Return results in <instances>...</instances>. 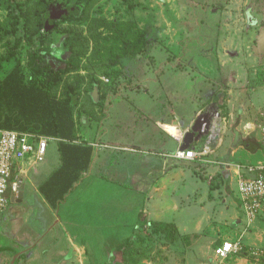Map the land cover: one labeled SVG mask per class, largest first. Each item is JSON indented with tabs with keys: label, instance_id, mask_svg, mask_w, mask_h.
<instances>
[{
	"label": "rangeland",
	"instance_id": "374dc122",
	"mask_svg": "<svg viewBox=\"0 0 264 264\" xmlns=\"http://www.w3.org/2000/svg\"><path fill=\"white\" fill-rule=\"evenodd\" d=\"M6 3L16 13L17 26H2L10 21L2 7ZM45 10L42 0H0V81L17 62L28 78L29 55H45L59 77L52 95L65 98L69 89L77 95L73 118L79 139L97 141L95 150L119 149L110 150L108 164L96 175L88 171L56 210L37 195L32 197L26 184L28 199L14 204L19 209L13 229L4 220L6 211L2 216L1 238L9 237V229L16 236L11 241L27 235L36 241L44 236L32 228L36 224L49 232V242L70 237L83 243L91 258L88 264H225L216 249L227 240H238L237 229L246 233L248 242L254 241L243 210L226 209L221 169L203 173L208 177L194 183L191 191L189 185L201 169L192 161L159 157L163 162L152 164L150 181L141 178L132 189L136 177L128 167L135 159L153 161L148 154H173L175 146L168 142L182 141L193 124L187 125V119L194 116L195 121L208 111L215 94L217 103L225 106L218 128H226V83L235 75L245 100L255 95L264 100V0H92L80 20L57 23L58 40L68 36L71 49L65 67L47 55L60 57L64 48L41 37ZM149 24L151 46L133 54L127 42L134 43ZM94 86L99 87L98 103L91 98ZM247 113L253 115V107ZM131 116L137 119H127ZM151 117L159 119L156 125L164 142L153 139ZM144 128L143 134L133 135ZM48 146L44 160L32 163V176L57 155L56 142ZM132 147L142 155L125 151ZM140 169L142 176L146 166ZM236 219L243 222L237 226ZM250 246L259 249L258 255L235 264H264V242Z\"/></svg>",
	"mask_w": 264,
	"mask_h": 264
},
{
	"label": "crops",
	"instance_id": "0c3cea01",
	"mask_svg": "<svg viewBox=\"0 0 264 264\" xmlns=\"http://www.w3.org/2000/svg\"><path fill=\"white\" fill-rule=\"evenodd\" d=\"M258 97V101L260 103H256L253 100H255ZM199 101V99H197ZM177 102V101H176ZM196 103V100L194 98V102ZM214 102L212 101L211 104ZM264 106V100H261V98L257 95L252 97V101L245 100L243 97V91L237 87V75H235L232 79H228L226 83V112L228 113V116L230 118V122L227 125L226 128H218V118L219 114L222 113L223 109H225V106L223 108L217 109V116L214 120V132L215 134H218L219 136V143L217 148L214 151L209 152L205 157L201 159L193 160L192 163L200 165L201 169L199 170L200 174L197 177L196 180L192 181L193 184L188 183L189 189L192 191V188L194 187V183H201L202 180L205 179V177H208V175L203 173H206V171H218L221 169L222 175L226 177V209H229L227 211L235 209L242 211L245 214V217L247 219L246 213L243 209L240 195H239V176L243 174L241 171H239L238 166H242L245 164H256L257 162L261 161L263 158V150L261 147V138L258 133V131L255 130V126L257 124L258 118L260 116V113L258 112V109L263 108ZM251 107H253V115L246 114V111H250ZM177 108V107H176ZM198 110L197 107L192 111V114L194 115L195 111ZM176 117L178 110L175 109ZM197 113H200V111H197ZM129 114V113H127ZM167 115V113H166ZM258 115V116H257ZM166 117V116H164ZM163 117V119H165ZM175 117V118H176ZM134 118V116H131L127 119ZM153 118V117H151ZM194 118V116L192 117ZM192 118H188L187 122L191 121L190 123H187V125H191L194 121ZM239 118V122L237 125H235L236 119ZM153 127L155 126L156 132L153 134V139L157 140L158 142H164L166 140L165 136L161 133V130L158 128L159 124L157 119L154 117ZM152 119V120H153ZM234 119V120H233ZM176 123V122H175ZM186 125V126H187ZM236 127V132H234V135L232 133V128ZM148 128V127H147ZM144 128L141 130H135L133 131V135H140L143 134L144 131L147 129ZM221 130V131H220ZM226 131V132H225ZM224 133H226V137H223ZM240 133H243V137ZM253 133H257V136ZM98 133L95 135L96 138H98ZM115 136L113 133L112 138ZM79 137V136H78ZM104 137V135H102ZM259 142H258V138ZM139 138V137H138ZM170 140L172 138H169ZM176 139V138H173ZM251 140V141H248ZM84 140V139H83ZM95 140V139H93ZM180 141V140H179ZM174 140V142L170 144H174L175 148L171 149V151H176L179 149V146L181 142ZM179 142V144H178ZM166 143V142H165ZM93 146V157L92 162L90 166V171H92L91 175H96V172L101 169L102 165H107L109 161V157L112 155L110 150L112 149H119V147L113 146L112 148L105 149L103 151L101 150H95V148H99L96 143H91ZM104 147V146H103ZM195 149H200L198 145H196ZM127 152H132L137 155H142L140 152L142 150H139L137 147H132L130 149H125ZM173 152V153H174ZM49 153V146L46 150V155ZM57 155L52 159L49 160L46 165H44L42 168L37 170L35 173L30 174V170L33 169L34 166H36L38 163L42 162L45 158L40 161L34 163V166L30 164V168H26L25 176H22L21 181V188L23 189V198L21 203H16L17 205H23V200L28 199V194L25 190L26 184L29 186V192L32 197L36 196L40 199H43L42 196L38 192V187L46 180V178L59 166V154L56 150ZM164 152L156 153V154H148L151 155L154 160L146 161L145 160H139L135 159L132 163H129L128 167V173L131 175H134L135 182L131 184V189L133 185L136 183L137 180L143 179L150 181V173H151V166L152 164H156L157 166L161 164L163 161L162 156ZM166 154V153H165ZM160 157V158H159ZM165 160V159H164ZM160 161V162H157ZM166 161V160H165ZM164 161V162H165ZM51 165H54L55 168L52 169L49 172H46L47 169ZM141 166H146V169H143V175L140 176V168ZM198 171V170H197ZM189 170L187 171V173ZM185 173V172H182ZM89 174V173H88ZM87 175V174H85ZM84 175V176H85ZM102 176H100L101 178ZM140 177V178H138ZM84 179V178H83ZM188 189V188H187ZM233 195L236 199V201L233 198ZM27 197V198H26ZM30 201H28L29 203ZM45 202V201H44ZM15 203L10 202L9 203V209L6 210V215L4 217L5 222H7L10 227L13 229V223L17 222V212L18 207L14 205ZM49 207V206H48ZM263 210H264V204H263ZM50 208V207H49ZM51 209V208H50ZM7 220V221H6ZM248 221V220H247ZM47 222V221H46ZM243 222V220L236 219L235 223L236 225H240ZM249 222V223H248ZM248 227L250 230H252V234L255 235V240L252 242H248V237H246V233L240 230H236L234 233L238 236V240H235L233 242H240L242 245H244V252L249 251L250 249H254V247L251 248L250 244L253 245L255 242L259 243L261 245V242H264V213L261 216H258L254 218L251 221H248ZM254 226H257L255 229ZM33 229L38 228V232L42 235H44L41 239L34 240L31 235H27V237L24 240L21 239H14L15 241H11V238H16L15 231L9 232V237H5L4 240L1 238L0 234V264H11V262L14 260V264H88L90 262V256L88 255V249L83 246V243H78L70 237H67L66 240L59 241V238L53 237L51 238L50 242L46 240L49 232L44 231L43 227H38L36 224L32 225ZM39 228H42V231H39ZM48 229V228H47ZM52 229V228H51ZM50 229V230H51ZM49 230V231H50ZM1 232H2V226H1ZM6 234V233H5ZM64 241V242H62ZM230 241V240H227ZM49 247H54L52 249H49ZM258 249V248H257ZM262 249V248H260ZM264 250V249H263ZM246 255V256H243ZM249 254L244 253L242 255H228L225 258H222V261H225V264H235L238 262V260H245V257H252L248 256ZM95 260V259H94Z\"/></svg>",
	"mask_w": 264,
	"mask_h": 264
},
{
	"label": "trees",
	"instance_id": "16d2710c",
	"mask_svg": "<svg viewBox=\"0 0 264 264\" xmlns=\"http://www.w3.org/2000/svg\"><path fill=\"white\" fill-rule=\"evenodd\" d=\"M42 1L46 6L45 12L58 4L63 9H69L68 15L58 20L60 21L80 20L92 0H56L54 3L51 0ZM2 7L7 10L10 19L2 26H17L16 13L9 9V3ZM58 21L54 24L41 22L39 31L43 29L41 37L45 41H50L51 46L64 48L60 57L48 52L47 55L65 67L69 64L67 59L69 54L71 55V49L67 46L68 36L61 42L62 44L58 40ZM30 35L27 33L26 38ZM151 36L153 29L149 24L137 35L134 43L127 42V47H130L134 54L142 46H151ZM27 69L28 78L21 64L17 62L0 81V129L42 135L56 142L59 166L38 187V192L45 203L52 210H56L88 173L93 157V146L87 141H81L77 136V126L73 118V108L77 105L76 93L69 89L66 97L62 99L52 95L53 89L59 84V77L46 60V56L30 54ZM95 87L98 88L99 94V87ZM217 96V94L213 96V102L216 104ZM218 107L223 108L221 104H218ZM238 122L239 118L236 119L235 125Z\"/></svg>",
	"mask_w": 264,
	"mask_h": 264
},
{
	"label": "built area",
	"instance_id": "2783aa9c",
	"mask_svg": "<svg viewBox=\"0 0 264 264\" xmlns=\"http://www.w3.org/2000/svg\"><path fill=\"white\" fill-rule=\"evenodd\" d=\"M255 130L261 138L263 158L256 164L238 166L239 171L243 173L239 176V195L248 221L264 213V111L260 113ZM50 140L33 133L0 129V234L2 216L11 199L16 198L19 193L24 170L44 158ZM208 153V148L203 146L197 151L177 149L173 154H164L162 157L193 161L205 157ZM244 249L240 242L225 241L216 249V255L225 258L230 254L259 253V249H250L248 252H244Z\"/></svg>",
	"mask_w": 264,
	"mask_h": 264
},
{
	"label": "water",
	"instance_id": "95a60500",
	"mask_svg": "<svg viewBox=\"0 0 264 264\" xmlns=\"http://www.w3.org/2000/svg\"><path fill=\"white\" fill-rule=\"evenodd\" d=\"M69 9H63L61 5H56L55 7L50 8L43 15V23L54 24L55 21H58L63 16H67ZM91 97L94 102H99L98 88L95 87L91 93ZM218 104H211V108L199 114L195 121L193 122L190 129L184 134L179 147L180 151H187L189 149L194 150L196 145L199 147L208 148L209 152L214 151L219 143V136L214 132V120L217 116ZM214 110L215 117L212 114ZM23 189L20 187L19 193L16 198H12V203H21L23 198ZM14 264V260L11 262Z\"/></svg>",
	"mask_w": 264,
	"mask_h": 264
},
{
	"label": "clouds",
	"instance_id": "9594fccd",
	"mask_svg": "<svg viewBox=\"0 0 264 264\" xmlns=\"http://www.w3.org/2000/svg\"><path fill=\"white\" fill-rule=\"evenodd\" d=\"M180 145H181V144H180ZM179 147H180V146H179ZM201 148H202V147H200V149H201ZM200 149H198V150H200ZM189 150H191V149H189ZM195 150L197 151V149H194V151H195ZM169 155H170V154H169ZM20 187H21V186H20Z\"/></svg>",
	"mask_w": 264,
	"mask_h": 264
},
{
	"label": "flooded vegetation",
	"instance_id": "af4514ba",
	"mask_svg": "<svg viewBox=\"0 0 264 264\" xmlns=\"http://www.w3.org/2000/svg\"><path fill=\"white\" fill-rule=\"evenodd\" d=\"M212 114L214 115V117H215V113H214V110H212Z\"/></svg>",
	"mask_w": 264,
	"mask_h": 264
}]
</instances>
